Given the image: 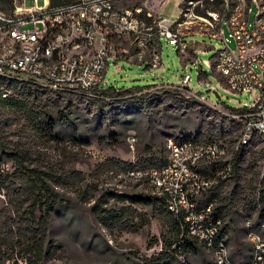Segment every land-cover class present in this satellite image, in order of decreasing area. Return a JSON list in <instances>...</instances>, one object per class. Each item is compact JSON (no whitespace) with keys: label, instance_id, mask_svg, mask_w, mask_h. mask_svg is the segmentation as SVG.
<instances>
[{"label":"rangeland","instance_id":"374dc122","mask_svg":"<svg viewBox=\"0 0 264 264\" xmlns=\"http://www.w3.org/2000/svg\"><path fill=\"white\" fill-rule=\"evenodd\" d=\"M14 1V0H13ZM31 6L33 0H23ZM45 5L48 0H36ZM182 0H121L118 6L142 5L156 17H163V27L170 26L179 16ZM13 3V2H12ZM4 9V8H0ZM6 9V8H5ZM4 9V10H5ZM252 5L249 22L256 13ZM223 35L233 47L234 41L225 19L222 23ZM212 45L198 50L194 62L192 56L184 61V56L175 47L161 48V63L151 71L144 64L120 59L110 63L104 74L105 87H130L148 85L142 92L156 89H174V101H166L155 96L148 105H123L120 103L102 104L97 98L83 97L80 102L66 105L60 97L42 94L39 100L29 101V114L32 111L51 112L57 124L49 131L41 121L33 124L17 108L2 106L0 109V137L8 147L18 145L26 153L27 163L43 173L61 175L59 184L52 182L58 191L60 201L50 214L48 238L53 247L51 256L43 264H215L211 251L196 241L188 240L185 255L171 252L169 246L175 237L174 229L153 216L150 205L131 204L114 199L105 191L122 193L147 192L145 181L127 176L120 165L109 158L145 164L142 159L150 154L166 155L164 142L167 137L180 138L185 135L203 140L219 138L209 134V128L229 107L244 100L245 95L234 94L219 85L211 73L209 59L218 43L216 39L200 37ZM189 54V53H187ZM201 70L207 74L198 80ZM190 74L188 86L166 83H179L183 74ZM154 85H151L153 84ZM10 96L16 94L10 90ZM110 102L107 98L104 100ZM61 111V112H59ZM225 115V114H224ZM133 131L136 141L131 148L127 135ZM238 130L225 134L222 140L230 142ZM239 186L231 198L233 180L228 177L214 187L209 194L217 196L215 204H227L229 212H223L228 221L225 240L232 259L237 264L246 262L250 245L245 236L243 219L258 214V197L261 194L260 179L264 172V143L258 140L250 145L238 163ZM17 165L12 160L0 159V175L9 176ZM80 173V174H77ZM231 173V172H230ZM103 195V207H117L122 204L136 210L135 229L103 227L90 211L91 204ZM9 198L0 184V208ZM23 207H28L26 204ZM36 202L35 208L37 209ZM226 213V214H225ZM163 237H162V236ZM169 242L170 245H166ZM0 264H26L23 249H7ZM167 253V256L160 254Z\"/></svg>","mask_w":264,"mask_h":264},{"label":"built area","instance_id":"2783aa9c","mask_svg":"<svg viewBox=\"0 0 264 264\" xmlns=\"http://www.w3.org/2000/svg\"><path fill=\"white\" fill-rule=\"evenodd\" d=\"M118 1L72 0L41 6L33 0L25 6L23 0H14L11 11L0 9V77L34 80L57 92L91 93L104 86L110 63L136 61L151 71L161 63L164 43L180 52L190 50L194 61L198 50L212 46L200 37L216 39L213 64L208 60L211 73L216 72L220 86L245 95L233 106L242 112L230 107L224 111L242 120L236 137L230 142L167 137L163 165L134 167L126 174L145 181L149 188L145 193L161 199L177 218L180 232L171 249L178 255H185L182 245L187 238L211 251L215 264H237L225 240L226 221L206 198L229 177L243 144L253 136L264 143V0H221V10L205 7L213 0H182L178 18L168 27L161 25L163 17L142 5L120 7ZM252 5L257 10L249 22ZM224 19L233 47L223 35ZM194 42H201V47H193ZM190 78L185 73L179 83L166 84L188 86ZM9 94L10 89L0 86V98ZM135 141L130 131L131 148ZM243 226L250 245L243 264H264V219L259 220L258 214L245 216Z\"/></svg>","mask_w":264,"mask_h":264},{"label":"trees","instance_id":"16d2710c","mask_svg":"<svg viewBox=\"0 0 264 264\" xmlns=\"http://www.w3.org/2000/svg\"><path fill=\"white\" fill-rule=\"evenodd\" d=\"M72 0H48L50 6L59 5ZM13 0H0V8L3 11H11L13 8ZM221 0H213L211 3L206 4L205 7L221 10ZM214 56V54H213ZM213 56L210 58L211 64H213ZM146 67V66H145ZM144 67V68H145ZM206 75L205 72L199 70L197 74L198 80H201ZM219 81L224 83L220 77ZM151 85H154L151 84ZM0 86L10 89L16 94V98L8 96L7 98H0V109L2 106H9L17 108L23 112H26V116L30 122L36 124L37 121H41L43 127L52 131L55 129L57 121L51 112L44 110L29 112V106L27 102L36 101L40 99L42 94L54 95L61 98V100L70 105L81 101L83 97L97 98L102 104L120 103L123 105H148L156 99L155 96H160L163 100L174 101L175 90L174 89H156L155 91L142 92L143 88H147L148 85H135L130 87H95L91 90V93H75L72 91H54L50 88L41 86L34 80H18L0 77ZM110 102L104 101L105 99ZM234 112H242L243 108L230 107ZM61 112V111H59ZM242 120L236 119L228 115H220V118L209 128V134L219 138H208L199 140L195 137L184 136L176 139H192L194 141H208V140H222L221 137L225 134H231L234 130L241 128ZM225 141V140H224ZM258 141L257 137L253 136L247 143L243 144L232 163L231 173L229 177L233 180V186L231 191V198L234 196L235 189L239 186V167L238 163L243 158V154L248 150L250 145H255ZM6 157L17 165V168L10 173L9 176L4 178L0 175V184L5 189V194L9 198L7 204L0 208V260L2 259L5 250H14L17 246L18 249H23L25 255L26 264H43L44 260L51 256V248H54L52 240L48 238V224L51 212L55 209L60 201L58 191L52 186V182L59 184L62 178L58 173H43L38 171L35 167H30L27 163L26 153L18 149V145L14 147H8L0 137V159ZM112 163L120 165L122 171H127L134 167L146 168L149 166H160L166 162V155L161 153L150 154L148 157H144L142 160L145 164L132 163L130 161H123L117 158H109ZM80 174V173H77ZM260 185L264 186V172L260 179ZM261 194L258 197L259 211L258 219H264V189H260ZM105 194L110 195L118 201L130 202L131 204H146L150 205L154 215L170 229H174L175 237L173 242H167L166 245H170L169 250L175 252V248L171 249L172 244L177 240L179 235V223L175 216H173L165 207L164 202L161 199L150 196L142 191L135 193H122L117 191H105ZM103 195H100L90 206V211L95 219L103 226L109 228L119 229H135L134 217L136 210L128 205L122 204L120 206L103 207ZM217 196L209 194L206 198L207 202H212L214 205V212L221 215L224 211L229 212L227 204H215ZM36 202L38 208H35ZM32 208H25L24 205ZM226 214V213H225ZM228 222V221H227ZM224 223L223 231L225 232L228 223ZM162 236V235H161ZM163 237V236H162ZM195 241V240H193ZM188 242L187 238H184L182 250L185 252V246ZM160 254L167 256V253L160 251Z\"/></svg>","mask_w":264,"mask_h":264},{"label":"crops","instance_id":"0c3cea01","mask_svg":"<svg viewBox=\"0 0 264 264\" xmlns=\"http://www.w3.org/2000/svg\"><path fill=\"white\" fill-rule=\"evenodd\" d=\"M153 14V13H152ZM199 41H200V39H199ZM193 47H195V48H200L201 47V42H198V43H195L194 42V44H193ZM204 49V48H203ZM182 53V55L184 56V61L186 62V60H189V57H191L192 56V58H194L193 57V54H192V52L190 51V50H188L187 52H181ZM187 53H189V54H187ZM193 60V59H192ZM192 60H189V61H191V62H194V61H192ZM210 60V59H209ZM248 258V257H247ZM247 261V260H246Z\"/></svg>","mask_w":264,"mask_h":264}]
</instances>
